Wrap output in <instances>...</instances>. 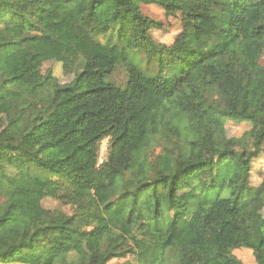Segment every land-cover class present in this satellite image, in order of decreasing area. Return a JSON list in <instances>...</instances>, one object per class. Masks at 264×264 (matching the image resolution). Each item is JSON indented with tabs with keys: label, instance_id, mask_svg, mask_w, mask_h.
<instances>
[{
	"label": "trees",
	"instance_id": "trees-1",
	"mask_svg": "<svg viewBox=\"0 0 264 264\" xmlns=\"http://www.w3.org/2000/svg\"><path fill=\"white\" fill-rule=\"evenodd\" d=\"M142 5L183 16L173 43ZM263 56L264 0H0V264H200L205 230L212 264H264Z\"/></svg>",
	"mask_w": 264,
	"mask_h": 264
},
{
	"label": "rangeland",
	"instance_id": "rangeland-1",
	"mask_svg": "<svg viewBox=\"0 0 264 264\" xmlns=\"http://www.w3.org/2000/svg\"><path fill=\"white\" fill-rule=\"evenodd\" d=\"M142 12L145 16L150 17L156 21H159L163 25L162 30H153L154 39L161 44L169 45L173 43L175 38L182 32V15L177 16H167L161 8L156 6H148L142 5ZM261 64L264 65V56L261 59ZM51 71L52 74L59 80V83L64 85L73 81L76 76L75 71L66 72L63 69L61 63L53 60L45 63L43 65V73H47ZM113 80L119 84H124L127 80V74L123 69H119L113 76ZM232 93L235 97L241 98L243 93V87H241L238 83H235L231 87ZM3 106L0 102V131L5 128L7 121L6 117L3 113ZM246 130V126L244 124H239L235 122H229L226 125V132L228 137H239ZM107 141V140H105ZM104 141V142H105ZM107 145V144H106ZM105 145H101L100 147V157L101 155H105ZM264 173V155H261L257 160H255L253 165V176L252 183L257 184L260 182L261 175ZM186 197H188L185 194ZM46 209L50 210H62L67 214H71L73 209L71 206L62 205L60 202L47 198L43 203ZM229 206V202L223 205H218L214 213L221 214L227 211ZM255 213L258 217V224L255 227V232L257 234H264V203L256 206ZM198 242L205 247V254L202 257L200 264H212L215 260V254L213 250V240L212 233L208 230H205L200 234V239ZM92 243L89 247L92 248L96 245V237L92 238ZM189 248H191L192 244L187 243ZM236 256L242 261L243 264H256L253 253L249 249H241L235 251ZM127 260H114L111 264L124 263Z\"/></svg>",
	"mask_w": 264,
	"mask_h": 264
},
{
	"label": "built area",
	"instance_id": "built-area-1",
	"mask_svg": "<svg viewBox=\"0 0 264 264\" xmlns=\"http://www.w3.org/2000/svg\"><path fill=\"white\" fill-rule=\"evenodd\" d=\"M107 144V145H106ZM101 145H105L106 147H105V155H101V157H100V161H99V165L100 164H102V162H103V160H104V158H105V156H106V154H107V147H108V140L107 141H103L102 142V144Z\"/></svg>",
	"mask_w": 264,
	"mask_h": 264
}]
</instances>
